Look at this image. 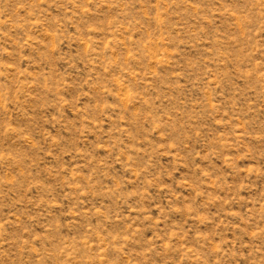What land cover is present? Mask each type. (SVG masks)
Wrapping results in <instances>:
<instances>
[{"label": "rangeland", "instance_id": "374dc122", "mask_svg": "<svg viewBox=\"0 0 264 264\" xmlns=\"http://www.w3.org/2000/svg\"><path fill=\"white\" fill-rule=\"evenodd\" d=\"M0 264H264V0H0Z\"/></svg>", "mask_w": 264, "mask_h": 264}]
</instances>
